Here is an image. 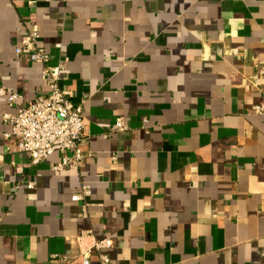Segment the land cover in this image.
I'll return each instance as SVG.
<instances>
[{
  "label": "crops",
  "instance_id": "obj_1",
  "mask_svg": "<svg viewBox=\"0 0 264 264\" xmlns=\"http://www.w3.org/2000/svg\"><path fill=\"white\" fill-rule=\"evenodd\" d=\"M22 22L64 60L78 169L3 137L48 91L15 54ZM0 89L18 95L0 93V264H82L92 238L111 264H264V0H0Z\"/></svg>",
  "mask_w": 264,
  "mask_h": 264
},
{
  "label": "built area",
  "instance_id": "obj_2",
  "mask_svg": "<svg viewBox=\"0 0 264 264\" xmlns=\"http://www.w3.org/2000/svg\"><path fill=\"white\" fill-rule=\"evenodd\" d=\"M18 32L20 43L14 50L15 54L42 65L41 77L47 83L48 91L37 95L25 106L16 108L14 112L2 115L10 127V131L3 137L13 142V151L27 153L30 166H36L54 152H58L61 159L51 164L52 169H78L83 161L80 146L85 139L82 108L81 105H75L70 101L69 92L59 84L61 73L65 70L64 60L51 65L50 55L41 46L40 32L36 28L22 22L18 26ZM0 93L5 95L9 106L18 98V95L8 94L4 89H0ZM250 112L262 114L264 110L262 106L255 105L250 108ZM112 129L121 132L126 127L120 118H116ZM22 184H25L27 189L35 187L33 181H28L20 182L16 188ZM89 192V186L82 183L79 191L73 194L71 199L84 201ZM113 245L111 239L92 238V244L80 251L82 264H92L90 260L92 253L97 257V264H111L107 250Z\"/></svg>",
  "mask_w": 264,
  "mask_h": 264
}]
</instances>
